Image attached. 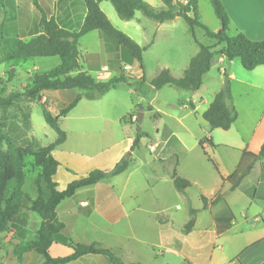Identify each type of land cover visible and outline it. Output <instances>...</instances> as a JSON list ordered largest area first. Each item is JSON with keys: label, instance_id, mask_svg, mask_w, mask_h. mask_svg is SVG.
<instances>
[{"label": "rangeland", "instance_id": "374dc122", "mask_svg": "<svg viewBox=\"0 0 264 264\" xmlns=\"http://www.w3.org/2000/svg\"><path fill=\"white\" fill-rule=\"evenodd\" d=\"M12 2L13 0L7 1L5 13L0 11V24L3 25L4 34L21 37L24 40L38 34L39 28L35 27L33 22L30 24L31 16L26 20L16 6L12 8ZM106 6H109L113 11V22L109 20L115 28L130 34L136 42L148 46L143 53L147 82L141 88L120 83L116 89L98 99L81 100L68 116L60 119L61 129L68 133V139L64 145L54 150L53 155L62 163L54 181L57 183V189L63 190L69 182L85 176L94 168L103 166L102 169L110 170L114 166V160L121 154L122 159L131 160L129 169L115 178L101 182L98 189L104 187L108 190H124L126 193L124 197L128 199L130 195L138 194L140 203L148 206L149 210H160L159 212H161L163 211L161 209L169 208L168 212H177L184 219L188 215L190 207L194 209L202 207V196L213 193L217 179L214 162L218 166L219 158L225 151L221 148L215 152L211 147L203 149L199 146V141L205 139L209 133L215 130H211L202 118V105L197 102L196 105L200 108L195 111L191 107L190 101L192 98L206 99L213 94L217 85L215 73L218 76L221 75L220 81L223 86L225 78L230 74V63L226 61L221 64L224 70L220 74L217 68L208 72L204 76L203 85L196 92L182 91L171 86H164L156 90L150 86V82L162 70L167 69L175 77H182L191 59L198 53L199 45L211 46L214 40L210 39L200 27L195 28L193 34L189 25L181 17L160 25V23L147 18L142 12L137 11L134 20L125 21L119 18L109 1L103 4L105 11L109 12ZM198 12L200 21L211 31L221 30L222 27L219 26L221 22L211 0H198ZM192 15V13L189 14V16ZM27 22H29L28 26L24 24ZM90 35L82 37L79 41L82 64L87 54H90L87 53L88 51L98 50L97 41L93 36L95 34ZM234 60L235 70L237 74H240L238 75L240 78H243L244 75H254L242 67L239 58ZM59 62L58 57H39L0 65V88L3 89L0 90V95L24 91L30 85V77L35 71V67L38 70H49L56 67ZM12 69L15 70V76L9 80L7 73ZM136 70H138V65ZM118 72L119 69L116 73L110 72L101 76L96 72L91 74L99 80L108 81ZM248 80L254 81V78ZM59 92L53 93L60 99V108L72 102L74 92ZM229 93L230 95H264V92L260 93L254 88L248 89L236 82L228 85V95ZM118 99L132 102V104L142 101L139 107H134L138 118L139 114H142V121L133 125L120 124L121 113L117 110ZM41 101L42 99L33 105L29 104V106L23 105L26 110L30 105L32 106L31 127L23 124V117L19 111L10 110L6 131L15 145H25L33 140L38 147H45L58 139L56 131L45 121L43 110L46 103H41ZM262 102L260 100L256 107L260 109ZM149 103L153 106V110L147 108ZM227 103H232L231 98L227 100ZM185 104L189 107H184ZM48 107L46 104L47 109ZM141 108H145V111H140ZM139 133H145L146 136L141 138L138 147L132 149L133 142ZM215 133L220 135L223 131ZM180 141L185 145L180 144ZM156 142L159 143V146L155 145ZM6 148L7 146L4 145L3 149ZM70 157L77 162H84L85 165L80 167L67 165L66 159ZM25 170L26 181L23 190L31 197L40 195L48 200L52 196L51 190L40 178L42 170L34 165L33 157L26 158ZM174 170L177 173L181 171L188 174L195 183L193 187L188 188L189 199L186 203L171 181ZM255 184L256 182L251 183L243 190L250 199H253ZM98 189L96 188L99 192ZM156 194L158 195L156 196ZM133 200L130 199L129 203H132ZM254 202L252 207L247 205L246 199L237 203L235 208L238 211H234L237 220L234 222L230 220L231 229L221 235L220 241L215 240V231L198 234L197 238L201 239L199 245H201L200 252L203 261H208L214 255L213 264H229V262L236 264H241L240 262L242 264H259L261 262L260 264H262L264 262V243L247 249L242 254L244 257H239L241 247L245 246L243 244L246 242L245 237H253L255 233L259 234L257 231L260 229V225L255 222V218L258 217L263 225L264 199H256ZM177 205L180 207L177 208ZM221 207H223V203H221ZM224 207L223 209L228 212V208ZM24 211L25 209L21 210V212ZM20 213L15 216L14 221H20ZM165 213L167 214V211ZM242 214H244L243 217ZM200 215L201 218L207 220L204 226L210 225L209 214L205 210H201ZM148 217H150L149 214ZM240 239H242L241 242H239ZM161 250L163 251V249L155 248L159 257ZM170 257L173 256L170 255ZM217 257H221L219 261ZM172 260H170L171 264H186L183 260L181 261L180 257Z\"/></svg>", "mask_w": 264, "mask_h": 264}, {"label": "crops", "instance_id": "0c3cea01", "mask_svg": "<svg viewBox=\"0 0 264 264\" xmlns=\"http://www.w3.org/2000/svg\"><path fill=\"white\" fill-rule=\"evenodd\" d=\"M144 1L156 9L164 7L162 0ZM221 1L230 18L227 30V34L229 36H234L241 32L244 33L250 40H264V0ZM105 2L106 0L100 3V8L113 22V11L109 6H106L107 11L109 12L105 11L103 8V4ZM12 3V8L16 6V8L19 9V13L25 17L26 20L31 16L30 24L33 22L32 24H34L37 28H39L40 21L44 15L48 19L53 17L61 28L70 32H77L80 30L87 13L84 0H13ZM5 12L6 10L4 13ZM134 19L135 17L132 20ZM24 24L28 26L29 22ZM160 25H163V23H160ZM219 26L222 27L221 30L215 33L223 31V26L221 24ZM88 34H95L93 36L97 41L98 50L88 51L87 53L90 54H87L84 58L83 64L80 61L84 71H87L90 74L92 72H96L101 76L105 73H116L117 69L129 66L130 70L124 71L126 76L136 79L145 77L147 79L143 62L141 65L135 60H129L123 53L122 48L117 43L107 40L99 30L92 31ZM127 35L129 36L130 34ZM130 37L134 40L131 35ZM19 38L23 39L21 37ZM136 43H138L141 47H144L145 50L146 47H148L140 44L139 42ZM213 45H216L215 40L211 46ZM222 47L223 45H218L216 50H219ZM226 61L228 60L224 55H216L212 59L210 71L217 68L220 74V72H223L224 70L221 67V64ZM228 62L230 63L229 84L236 82L248 89L254 88L260 93L264 92V65L258 66L256 69L252 70L251 72L254 75H244L243 78H240V76H238L240 74H237L235 70V60ZM137 65L138 70H136ZM36 69L37 68L35 67L34 70ZM215 76L217 85L213 90V94L208 96L206 99L192 98L190 101V105L195 111L200 108L196 105L197 102L202 105L203 111L201 116L209 108L216 95L223 91L222 82L220 81L221 75L218 76L215 73ZM252 77L254 78V81L248 80ZM59 91L74 92V98L72 101L76 96L83 93L78 89L45 91L42 95L41 103L45 102L47 106H49L48 111L54 116L58 115L59 111L64 108H60V99L53 93ZM230 98L232 101L231 104L234 105L238 111L237 120L233 123L229 130L224 131L222 129H215V131L209 133L205 139L203 138V149L211 147L215 150V152L221 148L225 150L224 154L219 158L220 164L218 163L216 186L213 193L211 195L202 196V198L207 200L206 208L204 206V201L201 198L203 203L202 207L198 209L190 207L188 215H186L183 219V217H181L177 212H168L169 208L161 209L163 210L161 212H159L160 210H149L148 206L140 203L138 194H132L128 199L124 197L126 195L124 190H108L104 187L98 189V186L101 185L100 183L103 182L101 181L93 187L79 190L74 196L63 201L58 206L57 220L64 226L63 232L75 243L85 245L96 244L102 248L110 249L126 264H171L170 260L173 261L172 259L175 260L177 257H180L181 261L183 260L186 264H213L215 258L214 255H212L208 261L202 260L200 252L201 245H199L201 243V239L197 238L198 234L201 232L207 234L210 231H215V240L220 241L222 239L221 235L229 232L231 229L230 220H233V222L234 220H237L234 211H238L235 206H237V203H239L240 200L243 202L246 199L248 203L247 205L252 207L255 204L254 200L264 199V161H262L261 172L258 175L251 176L246 179L234 191H232L230 189V185L222 179L223 177L230 176L236 171L241 160L242 151L246 150L258 153L264 144V95H230ZM260 100L263 102L260 103L259 109L256 105ZM141 103L142 101L137 104H132V102L130 103L120 99L117 103V110L121 113L119 116L120 124L123 123L124 125H133L138 119V114L134 112V107H139ZM184 107L188 108L189 105L185 104ZM147 108L153 110L151 103L147 105ZM143 111H145V108ZM130 114L133 115L131 123L123 122L122 119ZM134 118H136V120H134ZM207 126H209L208 123ZM216 131H223V133L216 135ZM229 132L230 135H228ZM67 139L62 145L67 142ZM180 144L183 146L185 145L181 141ZM155 145L159 146V143L156 142ZM53 153L54 151L52 152V155ZM54 158L59 162V170L62 163L55 156ZM120 160H122L121 154L116 158V160H114L113 165L118 163ZM66 161L67 165H71L73 167L85 165L84 162H77L72 157L67 158ZM102 167L103 166L100 168H94L93 170L102 169ZM102 170H104V168ZM175 175L189 180L192 184L191 187L195 185L192 178L188 176V174L181 171H178L177 173V171L174 170L171 175L173 186ZM254 182H256V184L253 199H250L249 196H246L243 190L249 186V184ZM161 191L163 192V190ZM177 192L182 195V198L186 203L189 199L187 196L188 188L184 191L177 190ZM157 195L158 194H156V196ZM220 196H222V200L213 204V201ZM37 197L38 196H33L32 198L35 199ZM130 199L133 200L132 203H129ZM153 200L156 201L155 199ZM221 203H223V207H221ZM224 206L228 208V212L223 209L225 208ZM176 207L179 208L180 206L177 205ZM192 209L196 211V214L194 215L195 224L191 230H187L186 225L192 217ZM201 210H205V212L209 214L210 225L204 226L207 220L205 218H201ZM165 211H167V214H164ZM148 214L150 217H148ZM243 215L244 214L241 216L243 217ZM99 217L100 219L98 220ZM262 221L263 225H261L258 217L255 218V222L260 225V229L257 231L259 234L255 233L253 236L254 238L252 236L245 237L246 242L243 243L245 246L241 247L242 250L240 251L239 257L243 258L244 255L242 256V254H244V251L247 249L264 243V214ZM14 224V226H17V231L4 233L0 236L4 243L3 248L0 251V264H17V258L14 255V247L20 243V240L33 236L35 231L40 227L41 220L35 213L25 209L24 212L20 213V221H14ZM224 227H228V229L225 232L220 233L219 229ZM241 240L242 239H240L239 242H241ZM239 244L243 245L241 243ZM156 247L163 249V251H160V257L155 252ZM73 253L74 250L70 246L61 242H53L49 247V254L53 259L67 258ZM170 255L173 257H170ZM220 258L221 257H217V260L219 261ZM240 263L242 264V262ZM23 264L47 263L45 262L44 256L40 253L36 251H28L23 256ZM66 264H112V262L107 256L90 254L79 257L78 259ZM229 264L236 263L229 262ZM262 264H264V262H262Z\"/></svg>", "mask_w": 264, "mask_h": 264}, {"label": "trees", "instance_id": "16d2710c", "mask_svg": "<svg viewBox=\"0 0 264 264\" xmlns=\"http://www.w3.org/2000/svg\"><path fill=\"white\" fill-rule=\"evenodd\" d=\"M7 1L9 0H0V11L3 13L6 10ZM102 1L105 0H84L87 13L80 30L77 32H70L61 28L53 17L48 19L44 15L39 24L38 34L27 40L4 34L3 25L0 24V65L39 57H58L60 59V64L52 69L35 70L30 77V85L24 91L0 95V236L4 233L17 231V226H14V218L22 209L35 213L42 221L33 236L20 240V243L14 247L17 264H23V256L28 251H36L43 255L47 264H66L90 254L107 256L112 264H126L110 249L102 248L96 244L85 245L73 242L63 232L64 226L57 220V208L63 201L74 196L79 190L93 187L101 181L121 175L131 165V160L126 158L120 160L110 170L95 169L86 176L70 182L64 190H58L57 183L54 181L59 162L54 158L52 152L67 139L66 132L61 129L60 119L68 116L81 100L98 99L115 89L120 83L141 88L147 82L145 77L136 79L126 76L124 67L119 68L118 74L108 81L99 80L89 72L84 71L80 63L79 40L95 30H99L107 40L117 43L129 60H135L141 65L143 62L145 48L114 27L100 8ZM106 1L113 5L117 15L122 20H132L137 11L161 24L181 17L189 25L193 34L195 28L200 27L210 39L216 41V45L213 46L199 45L198 53L191 59L182 77H174L169 70H162L150 82V86L156 90L164 86H171L182 91L196 92L201 88L203 77L210 71L212 59L216 55H224L228 61L239 58L242 67L247 71L264 65V40H250L241 32L229 36L227 30L230 18L221 0H211L217 17L223 26V31L220 33L212 32L200 21L198 0L191 2L192 16H189L191 12L189 7L180 5L176 0H162L164 7L161 9L152 7L144 0ZM218 45H223V47L216 50ZM7 74L9 80H12L15 76V70L12 69ZM71 89H78L83 93L62 108L58 115L51 114L44 104L45 121L58 134V139L54 143L45 147H38L33 140L25 145H15L11 141L6 131L10 110L19 111L23 117V124L31 127V105L42 99L44 91ZM0 90L3 89L0 88ZM228 99H230V93L224 100L223 91H221L203 113L202 117L209 124L211 130L222 129L227 131L237 120L238 111L234 105L227 103ZM29 104L31 105L28 110L23 108V105L29 106ZM132 117L133 115L130 114L124 117L122 121L131 123ZM137 122L138 119L135 123ZM144 136H146L145 133L138 134L132 149L138 147L141 138ZM203 143L204 140L199 143L202 148ZM211 144L213 143L211 142ZM4 145L7 146L6 149H3ZM29 156L34 158V165L41 168L40 178L51 190L52 196L48 200L40 195L34 199L23 190L26 181V158ZM262 161H264V144L258 153L244 150L236 171L222 179L234 191L246 179L261 172ZM214 165L218 170L215 162ZM173 181L178 191H184L192 185L189 180L177 175L174 176ZM202 199L206 208L207 200ZM220 200H222V196L213 201V204ZM195 214L196 211L192 209V217L186 225L187 230L193 228ZM227 229L228 227H224L219 229V232H225ZM53 242H61L70 246L74 253L67 258L53 259L49 254V247ZM3 245V240L0 238V251Z\"/></svg>", "mask_w": 264, "mask_h": 264}, {"label": "water", "instance_id": "95a60500", "mask_svg": "<svg viewBox=\"0 0 264 264\" xmlns=\"http://www.w3.org/2000/svg\"><path fill=\"white\" fill-rule=\"evenodd\" d=\"M228 85H229V77L225 78V82L223 85V99L226 100L228 97ZM143 108L140 109V111H142ZM142 121V114H139V118H138V123H140Z\"/></svg>", "mask_w": 264, "mask_h": 264}, {"label": "built area", "instance_id": "2783aa9c", "mask_svg": "<svg viewBox=\"0 0 264 264\" xmlns=\"http://www.w3.org/2000/svg\"><path fill=\"white\" fill-rule=\"evenodd\" d=\"M176 2H178L180 5H182V6H187V7H189V9H190V13H192L193 14V8H192V6H191V2H192V0H176ZM125 70H127V71H129L130 70V68H129V66H125L124 67V71ZM134 120H136V118H134Z\"/></svg>", "mask_w": 264, "mask_h": 264}]
</instances>
